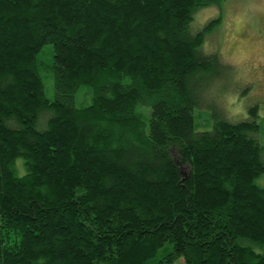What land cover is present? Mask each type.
<instances>
[{
    "label": "trees",
    "instance_id": "1",
    "mask_svg": "<svg viewBox=\"0 0 264 264\" xmlns=\"http://www.w3.org/2000/svg\"><path fill=\"white\" fill-rule=\"evenodd\" d=\"M223 1L0 0V264H264L259 108L194 115Z\"/></svg>",
    "mask_w": 264,
    "mask_h": 264
},
{
    "label": "rangeland",
    "instance_id": "2",
    "mask_svg": "<svg viewBox=\"0 0 264 264\" xmlns=\"http://www.w3.org/2000/svg\"><path fill=\"white\" fill-rule=\"evenodd\" d=\"M218 20L207 32L202 50L206 55L218 53L219 63L192 80V85L202 92L200 105L194 110L198 130L211 128L216 115L240 122L250 116V109L258 106L260 143L264 145V0H224L219 6L203 8L195 14L191 30L198 33ZM53 56V46L46 45L39 55L42 67L51 64ZM41 75L47 98L54 100L52 72L46 66ZM91 102L87 91L81 90L76 98L77 107ZM16 167L19 176L26 174L23 159L17 160ZM183 171L187 174L189 168ZM256 183L264 188V175ZM161 257L162 252L151 264H157ZM176 264L185 263L180 259Z\"/></svg>",
    "mask_w": 264,
    "mask_h": 264
},
{
    "label": "water",
    "instance_id": "3",
    "mask_svg": "<svg viewBox=\"0 0 264 264\" xmlns=\"http://www.w3.org/2000/svg\"><path fill=\"white\" fill-rule=\"evenodd\" d=\"M183 174H184V172H183Z\"/></svg>",
    "mask_w": 264,
    "mask_h": 264
}]
</instances>
